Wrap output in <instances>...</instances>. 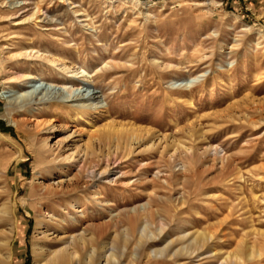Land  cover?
<instances>
[{
    "label": "rangeland",
    "instance_id": "1",
    "mask_svg": "<svg viewBox=\"0 0 264 264\" xmlns=\"http://www.w3.org/2000/svg\"><path fill=\"white\" fill-rule=\"evenodd\" d=\"M3 1L16 20L0 21V264H34L81 229L109 247L114 212L150 197L151 224L205 231L202 251L221 252L138 264H219L232 251L264 264L247 259L264 242V0H73L86 28L63 0ZM36 6L51 24L17 23ZM77 94L94 98L50 104ZM82 103L91 112L73 111ZM109 123L150 134L116 155L111 135L92 132ZM105 163L108 178L86 177Z\"/></svg>",
    "mask_w": 264,
    "mask_h": 264
},
{
    "label": "bare ground",
    "instance_id": "2",
    "mask_svg": "<svg viewBox=\"0 0 264 264\" xmlns=\"http://www.w3.org/2000/svg\"><path fill=\"white\" fill-rule=\"evenodd\" d=\"M63 1L66 2L67 13L69 15L71 14L73 21L76 22L79 26L86 28L88 26V24L85 23V19H83V18L81 19V17L86 16L84 14L86 11L83 13L82 11L78 10V8L76 9V5L74 4L73 0H63ZM4 3H5V1L0 0V7ZM30 3H32L30 0H23L22 1L23 5L30 4ZM22 4H20V5H22ZM19 11H20V9H19ZM11 15H13L14 17H12ZM11 15H9V13L7 14L6 12L3 15L1 14L0 15V21L4 20V21H7L8 23H12L13 21L15 22L16 12H13ZM24 21L33 22L34 25H38V26L39 25L45 26V25H49L52 23V20L46 19L45 17H41L40 11H39L37 6L34 10H32L31 14L28 17H25L24 19H22L21 21H19L17 23L24 22ZM15 25H17V24H15ZM189 82H191V79L187 81V83H189ZM37 88L38 87H35V86L32 87V89L29 93L35 92L37 90ZM54 89H55V87H54ZM75 96H76L75 98H74V96H70L69 97L70 99L69 98L61 99L60 100L61 103L51 102L50 104L53 106L56 105V106L61 107V106H67L68 103L73 102V101H83L84 99L94 98L91 95H89L91 97H89V96L86 97L85 94H77ZM256 104L257 103H255V105ZM93 106L95 107V110L98 112L105 113L107 111L106 106H99V105H95V104ZM263 106H264V104H263ZM74 107L75 108L73 111H75V112L79 111V110L90 111V109H91L87 103L77 104ZM259 109H260V107H259ZM262 109H264V107ZM78 116L80 117L79 114L70 116L69 124L75 123L78 120ZM19 121H20V119H19ZM260 122H261V120H260ZM36 126H39V123H36ZM55 127H57V126L51 122L45 124V129H47V130H52ZM59 129H63V130L68 131L67 126L59 127ZM100 129L99 130H92V132L93 133H96V132L99 133L102 131V133H103V131H104V133L106 135H111L107 138V140H108V143L111 142L112 146H114V148H113L114 154H116V155L118 154V152H120L121 154H124V155L131 154L132 147H134L136 144L140 143L143 140V138H146L150 134L149 131H147V130L144 131L143 129L137 128L132 124H119L118 127H115V125H112V124L110 125V123H109L108 126H103L102 129L101 130ZM99 137L96 138V141L99 139ZM109 150H110V148H109ZM109 150H108V152L112 153V150L111 151H109ZM214 151H216V150H214ZM64 159L67 161H71L70 156L64 157ZM81 162H82V165L84 167L85 166V160L84 159H82V160L78 159L77 161L69 162V165H73V164L75 165V164L81 163ZM97 166L98 165H92L90 170L86 174V177H89L91 180L95 179V181H97V180H100L101 178H105V177L111 175L110 174L111 170L110 169L108 170V167L110 165L108 166V164H106V166H104V168L101 171H99V173H97L98 170H96V168H95ZM182 168H184V167L181 166V169ZM156 177L158 180L157 175H156ZM154 179L151 181H155ZM178 183L180 184L182 182H176V184H178ZM58 184L60 185V183H58ZM171 184L172 183H170L168 177L167 178L162 177L161 182L159 181V183H156L155 185L160 186L162 188V187H169ZM96 193H98V192H96ZM91 194H92V196L95 195V191H94V193L92 191ZM98 199H96V200H98ZM148 199H149L148 201H146L145 203H142V204L132 205L130 207H124L122 209L118 208V210L115 211L116 213L114 212V215H112V217H110L111 219L107 222L106 226L108 228L113 229L114 238L119 235L115 230L122 227L120 230V235H119L120 236V242H121L120 246H118L119 248H117V246L115 245L116 242H115V239L113 238L109 247H105L106 245L103 244V246L101 248H99V250H98L97 248H94L93 246H91V244H92L91 242H92L93 238L91 236L86 237L85 230L81 229V232H79V234L77 233V235L75 234V235L70 236V238L60 239L61 245L59 248H57V249H45L44 250L45 252L43 254L41 253L42 254L41 258L39 260H36V259L34 260V264H138L142 257H144L147 261H149L151 258H168V259H175L176 260V259H178V257H181V256L186 257L188 259H191V258H195V257H200L201 255H203L205 253H210L211 256H216L217 252H221L220 250H217V251L211 250L213 252H211V251L203 252L202 251V250H204V247L207 245L208 241L213 240V235L212 234L207 235L204 233L205 231H202V232L187 231V229L183 228V226H182L181 229L179 228V231L176 233L175 237H171V236L167 235V233H166V230L169 227V223L164 220L165 219L164 217L162 218L161 216H158V220L156 219L157 220L156 224H151L148 218L151 217L152 214H155V210H153V207H152L154 199L152 197H150ZM176 199H177V201L175 202V204L177 206L175 205V208L180 207L181 204L184 203V198H179V199L176 198ZM74 200L68 202V205H70L71 207H74L75 203H76V202H74ZM101 201H102V199H100V202ZM104 206H106V205H104ZM180 208H179V210H180ZM104 210L106 211V209H104ZM111 214H113V213H111ZM185 224L187 225L190 223L188 221H186ZM66 226L68 227L69 225H67V223L65 226L60 225V227L62 229L63 228L66 229ZM70 228L72 229V228H76V227L72 225ZM174 234H175V232H174ZM263 239H264V237H263ZM105 244H107V243H105ZM87 245H88V249L85 250L87 248V247L85 248V246H87ZM176 246H178V247H176ZM263 249H264V242L262 243L261 248H257L254 246L248 247L247 259L262 258L263 253H264ZM79 250L82 251V254L79 252ZM238 251H239V249H238ZM2 257H3V261L5 263H7L9 258H10L9 252L2 254ZM220 257H223V256H220ZM243 262H244V259L240 255H238L236 252L232 251V253L228 252L227 255L225 254L224 257L221 259L219 264H242ZM179 264H183V263L179 262Z\"/></svg>",
    "mask_w": 264,
    "mask_h": 264
}]
</instances>
